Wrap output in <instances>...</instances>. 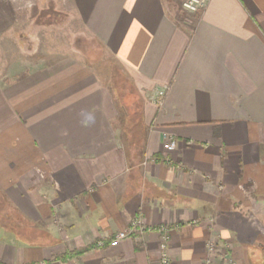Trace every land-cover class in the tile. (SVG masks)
<instances>
[{
    "label": "crops",
    "instance_id": "0c3cea01",
    "mask_svg": "<svg viewBox=\"0 0 264 264\" xmlns=\"http://www.w3.org/2000/svg\"><path fill=\"white\" fill-rule=\"evenodd\" d=\"M53 7L77 16L142 103L123 110L73 57L0 78V263L162 264L164 225L171 264H264V0L198 13L179 0H0V38ZM137 217L146 233L112 246Z\"/></svg>",
    "mask_w": 264,
    "mask_h": 264
},
{
    "label": "rangeland",
    "instance_id": "374dc122",
    "mask_svg": "<svg viewBox=\"0 0 264 264\" xmlns=\"http://www.w3.org/2000/svg\"><path fill=\"white\" fill-rule=\"evenodd\" d=\"M36 56L73 57L93 65L116 90L123 110L131 111L132 106L134 111L139 110L142 102L118 61L90 35L76 15L62 13L53 7L44 10L38 22L30 27L26 25L0 38V78L16 62Z\"/></svg>",
    "mask_w": 264,
    "mask_h": 264
},
{
    "label": "built area",
    "instance_id": "2783aa9c",
    "mask_svg": "<svg viewBox=\"0 0 264 264\" xmlns=\"http://www.w3.org/2000/svg\"><path fill=\"white\" fill-rule=\"evenodd\" d=\"M182 7L191 13L202 12L208 5L209 0H179ZM164 97V91H160L158 97L155 99L158 105H162ZM165 148L167 152H172L176 148L177 141L171 135H165ZM147 226L144 223V220L141 217L134 219L130 225L118 231L115 236L111 239L110 244L116 246L122 241L131 236L144 235L147 231ZM155 230L160 235V251H161V263L162 264H171L172 260L169 254V244H170V235L168 233V227L160 225L155 228ZM105 245L104 240H99L96 244L97 247L101 248ZM221 247H219L214 241L210 240L207 243V250L209 254L218 253ZM227 261L230 264H234L232 258H227ZM209 264V263H207Z\"/></svg>",
    "mask_w": 264,
    "mask_h": 264
},
{
    "label": "trees",
    "instance_id": "16d2710c",
    "mask_svg": "<svg viewBox=\"0 0 264 264\" xmlns=\"http://www.w3.org/2000/svg\"><path fill=\"white\" fill-rule=\"evenodd\" d=\"M0 264H2V263H0Z\"/></svg>",
    "mask_w": 264,
    "mask_h": 264
}]
</instances>
